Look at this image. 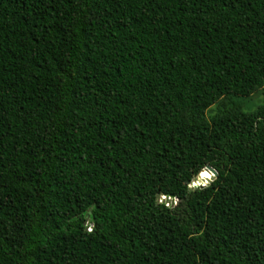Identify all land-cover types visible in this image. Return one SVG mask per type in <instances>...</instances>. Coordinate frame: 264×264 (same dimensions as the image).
<instances>
[{
    "label": "trees",
    "instance_id": "trees-1",
    "mask_svg": "<svg viewBox=\"0 0 264 264\" xmlns=\"http://www.w3.org/2000/svg\"><path fill=\"white\" fill-rule=\"evenodd\" d=\"M260 90L264 0H0V264H264Z\"/></svg>",
    "mask_w": 264,
    "mask_h": 264
},
{
    "label": "rangeland",
    "instance_id": "rangeland-1",
    "mask_svg": "<svg viewBox=\"0 0 264 264\" xmlns=\"http://www.w3.org/2000/svg\"><path fill=\"white\" fill-rule=\"evenodd\" d=\"M264 103V95L262 90L257 91L249 98H239L235 96H225L220 101H218L215 105L210 107L207 110V117L211 118L217 113H221L229 107L233 105H241L245 112H253L255 111L261 104ZM197 185V182H194L192 185ZM178 200L174 201V205H176Z\"/></svg>",
    "mask_w": 264,
    "mask_h": 264
},
{
    "label": "water",
    "instance_id": "water-1",
    "mask_svg": "<svg viewBox=\"0 0 264 264\" xmlns=\"http://www.w3.org/2000/svg\"><path fill=\"white\" fill-rule=\"evenodd\" d=\"M203 171H208V172H210L211 174H212V176H211V178L210 179H207V181L206 182H202V183H200L199 182V178H200V175L195 179V181L194 182H197L198 184L196 185H193L192 186V188L193 187H195V186H199V187H201V188H204V187H207V186H210L217 178H218V172L213 168V167H211V166H207ZM166 200H168L169 201V203H173L174 204V202H173V200L171 199V198H166V197H162V196H159L158 197V201L160 202V203H162L163 201H166Z\"/></svg>",
    "mask_w": 264,
    "mask_h": 264
},
{
    "label": "bare ground",
    "instance_id": "bare-ground-1",
    "mask_svg": "<svg viewBox=\"0 0 264 264\" xmlns=\"http://www.w3.org/2000/svg\"><path fill=\"white\" fill-rule=\"evenodd\" d=\"M199 182L201 183V181L199 180Z\"/></svg>",
    "mask_w": 264,
    "mask_h": 264
},
{
    "label": "built area",
    "instance_id": "built-area-1",
    "mask_svg": "<svg viewBox=\"0 0 264 264\" xmlns=\"http://www.w3.org/2000/svg\"><path fill=\"white\" fill-rule=\"evenodd\" d=\"M91 229H89V231H90Z\"/></svg>",
    "mask_w": 264,
    "mask_h": 264
},
{
    "label": "clouds",
    "instance_id": "clouds-1",
    "mask_svg": "<svg viewBox=\"0 0 264 264\" xmlns=\"http://www.w3.org/2000/svg\"><path fill=\"white\" fill-rule=\"evenodd\" d=\"M177 200V199H176ZM175 201V200H174Z\"/></svg>",
    "mask_w": 264,
    "mask_h": 264
}]
</instances>
